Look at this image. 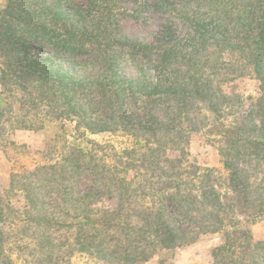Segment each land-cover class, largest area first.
Here are the masks:
<instances>
[{
  "label": "trees",
  "instance_id": "trees-1",
  "mask_svg": "<svg viewBox=\"0 0 264 264\" xmlns=\"http://www.w3.org/2000/svg\"><path fill=\"white\" fill-rule=\"evenodd\" d=\"M76 1L6 0L0 10V141L6 131L36 132L51 123L68 132L70 124L74 137L61 163L74 169L84 160L79 145L86 135L120 132L136 144L146 140L145 150L124 151L129 164L122 166L123 175L111 174L122 197L118 212L95 214L86 201L70 199L61 163L13 175L7 195L0 196V264L25 254L35 264H63L77 253L104 264H143L157 252L193 242L181 229L184 219L204 233L224 232L211 264H259L264 241H253L246 225L263 216L264 196L259 198L254 171L236 163L264 160V0H186L208 7L209 14L182 15L185 37L164 48L119 38L118 17L132 15L119 2L137 0ZM227 18L249 53L242 65L218 62L215 50L209 51L217 36L225 40ZM127 63L136 70L133 78L122 71ZM94 66L99 68L93 72ZM243 75L258 80L259 97L230 130L213 127L222 135L215 142L228 172L226 191L194 175L195 188L179 172L165 176L171 185L164 182L160 189L144 180L158 154L179 139L178 126L194 125V116L206 109L219 116L228 101L221 86ZM128 99L140 104L139 122L126 113ZM157 110H173L175 119L160 127ZM128 169L142 174L129 178ZM134 188L146 193L150 205L136 209L127 200ZM16 194L23 199L21 209L11 205L9 197ZM166 203L175 215L167 213ZM58 231L63 232L54 237Z\"/></svg>",
  "mask_w": 264,
  "mask_h": 264
},
{
  "label": "rangeland",
  "instance_id": "rangeland-1",
  "mask_svg": "<svg viewBox=\"0 0 264 264\" xmlns=\"http://www.w3.org/2000/svg\"><path fill=\"white\" fill-rule=\"evenodd\" d=\"M76 2L79 4L83 1L77 0ZM137 2L138 4L119 2V6L130 11L132 15L118 17L116 21L118 36L121 40L134 41L156 48L167 47L169 40H181L185 37L187 29L182 24V15L190 12L192 14H196L194 12L209 14L208 7L187 3L186 0H137ZM5 4L6 0H0V10L4 8ZM217 14L220 17L223 15L221 10ZM230 22L231 19L228 18L223 20L225 29L229 30L227 36L225 40L221 36L213 39L214 42L209 46V51L212 53L215 50L212 57L218 62L242 65L249 58V53L245 51L242 37L237 32H232ZM36 50L48 53L45 49L36 48ZM141 61L144 60L141 59ZM98 68L97 66L92 67L93 72ZM122 71L126 77L130 78L136 74L135 68L130 63L122 67ZM220 90L222 95L228 98V101L223 104L219 116L213 115L207 109L202 110L201 115L194 116V125H179V139L170 143L173 147H169L170 144H168L167 148L163 149V153L158 154L159 157L154 163L156 165L153 166L151 175L149 173V176L144 177V180L153 181L156 189L165 186L164 182H167L165 176L179 172L182 180L184 182L190 180V184L195 188L199 181L194 175L203 176L209 185L219 188L221 192L226 191L228 172L224 168L218 144L215 142V140H220L222 135H216L213 127L220 125L221 131L230 130L235 120L240 118L239 115L254 105L259 97V82L252 75L238 76L223 84ZM168 105L171 106V104ZM124 108L134 122H139L143 118L139 102L125 100ZM155 115L160 127L168 126L175 119L173 110H157ZM66 128L68 132H61L55 124L44 123L43 129L36 132L6 131L0 141V196L7 195L9 182L13 175L27 174L39 166L62 162L66 144L71 143L74 137L72 125L67 124ZM85 138L86 141L80 142L79 145L83 150L84 160L78 162L77 168L74 169L70 165H63V163L60 165L63 170L60 177L66 182L68 197L72 200L86 201L85 204L89 210L95 214L118 212L122 197L118 186L110 180L111 174L117 170L123 175L122 166L127 167L129 164L123 152L134 148L137 151L145 150L146 140L136 144L132 136H126L120 132L86 135ZM133 160H137V157L135 156ZM177 160L180 162L175 166L173 162ZM236 164L254 171L253 180L259 188V198L260 195L264 196V160H245ZM134 174L139 176L142 173H135V170L131 169H128L126 174L124 173L129 178ZM166 184L170 186L171 182ZM129 197L127 200L136 209H139V206L150 205V199L140 188H134ZM9 199L12 207L22 208L23 199L20 195H12ZM165 205L167 213L175 215L174 208L168 203ZM194 212L191 210L188 214L193 215ZM128 218L134 220L135 216L130 212ZM243 218L244 216H241L240 220ZM180 226L186 235L192 237L193 242L185 247L157 252L143 264L212 263V252L223 244L224 232L204 233L188 219H184ZM246 227L249 229L253 241H264V214L257 222L248 224ZM8 231L12 232V230L6 229V233ZM61 232L63 231H58L53 236L56 237ZM229 232L235 238L241 236L240 231L232 233L229 230ZM11 260L13 264H35L26 254L20 257L13 255ZM63 264L104 263L77 253ZM259 264H264V255L259 260Z\"/></svg>",
  "mask_w": 264,
  "mask_h": 264
}]
</instances>
